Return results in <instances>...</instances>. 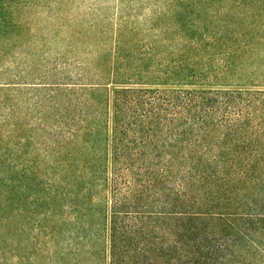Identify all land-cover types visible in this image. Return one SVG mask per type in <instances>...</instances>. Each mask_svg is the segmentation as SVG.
Returning <instances> with one entry per match:
<instances>
[{"label":"trees","instance_id":"obj_1","mask_svg":"<svg viewBox=\"0 0 264 264\" xmlns=\"http://www.w3.org/2000/svg\"><path fill=\"white\" fill-rule=\"evenodd\" d=\"M223 1L174 0V34L209 29ZM249 6L264 20V0ZM133 39L97 61L107 78L88 101L106 120L79 129L77 215L40 212L45 240L22 239L19 263L264 264V72L214 66L200 42Z\"/></svg>","mask_w":264,"mask_h":264},{"label":"rangeland","instance_id":"obj_2","mask_svg":"<svg viewBox=\"0 0 264 264\" xmlns=\"http://www.w3.org/2000/svg\"><path fill=\"white\" fill-rule=\"evenodd\" d=\"M253 1L224 0L209 29L180 39L173 29L174 0H0V264H20L22 239L31 246L45 240L47 230L37 225L41 213L49 226L61 214L63 220L77 215L79 129L106 120L88 95L106 80L97 61L110 54L117 37L200 42L214 66L237 68L235 63L254 60L255 74H262L264 20L250 9ZM245 17H252L250 23L240 21Z\"/></svg>","mask_w":264,"mask_h":264}]
</instances>
